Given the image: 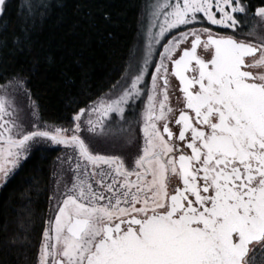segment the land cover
Segmentation results:
<instances>
[{
    "label": "snow or ice",
    "instance_id": "6c2138e0",
    "mask_svg": "<svg viewBox=\"0 0 264 264\" xmlns=\"http://www.w3.org/2000/svg\"><path fill=\"white\" fill-rule=\"evenodd\" d=\"M26 83L0 85V188L64 149L36 264H264V0H154L143 47L68 127L17 102Z\"/></svg>",
    "mask_w": 264,
    "mask_h": 264
},
{
    "label": "trees",
    "instance_id": "16d2710c",
    "mask_svg": "<svg viewBox=\"0 0 264 264\" xmlns=\"http://www.w3.org/2000/svg\"><path fill=\"white\" fill-rule=\"evenodd\" d=\"M149 1L10 0L0 17V84L19 74L43 121L71 124L120 79ZM59 152L36 153L1 188L0 264H35Z\"/></svg>",
    "mask_w": 264,
    "mask_h": 264
},
{
    "label": "rangeland",
    "instance_id": "374dc122",
    "mask_svg": "<svg viewBox=\"0 0 264 264\" xmlns=\"http://www.w3.org/2000/svg\"><path fill=\"white\" fill-rule=\"evenodd\" d=\"M153 2H154V0H150V1L148 2V5H147L148 7L146 8V12H145V16H144L145 20L143 19V21H142V25H141L140 39H139L138 43L135 45L134 49H136V48H138V47H143V45H144V43H145V41H146V26H147V24H148V19H149V6H150ZM134 49H133V50H134ZM162 50H163V49H162L161 47L157 46V48H156V51H157V52H160V51H162ZM157 59H158V56H157ZM9 81H10V80H9ZM6 83H8V82H6ZM6 83L0 84V85H4V84H6ZM28 92H29V90H28ZM108 92H109V91H108ZM108 92H107V93H108ZM118 92H119V88L113 90V94H114V95L117 94ZM29 94H30V93H29ZM30 96H31V95H30ZM32 101L35 102L36 110H37V112H38L39 117L41 118L40 113H39V110H38L37 102H36L32 97H31V101H29L28 98H27L26 96L22 95V94L18 95V98H17V102L20 103V104H23V105H25V106H27L28 104H30ZM136 115H138V113H137ZM127 116H134V115H133L132 112L128 111V112L125 113V118H126ZM29 118H30V117H29ZM41 122H47V121H43V120L41 119ZM48 123H52V122H48ZM70 125H71V124H69V125H64V126L68 127V126H70ZM113 125H114V127H120V126L122 125L125 129H127V128L129 127L128 124H125L123 121H120V120H119V117H116V116H113ZM134 129H135V124L133 125L132 131H134ZM110 142H111V141H108V142H101V143L104 144V147H103V146H102V147H103V148H106L105 145H106V146H111V145H110ZM116 142L118 143V147H117V148L122 149L120 142H119V141H116ZM52 149H59V150H60V152H59V156H63V154H64V149H63L62 147H53ZM122 150H124V149H122ZM59 166H60V162L56 159V160H55V163H54V165H53L54 172L57 171V170L59 169ZM55 179H56V177L54 176V181H55ZM53 189H54V184H53ZM0 190H1V188H0ZM36 262H37V259H36ZM36 262H35V264H36Z\"/></svg>",
    "mask_w": 264,
    "mask_h": 264
},
{
    "label": "flooded vegetation",
    "instance_id": "af4514ba",
    "mask_svg": "<svg viewBox=\"0 0 264 264\" xmlns=\"http://www.w3.org/2000/svg\"><path fill=\"white\" fill-rule=\"evenodd\" d=\"M199 51V50H198ZM172 87L173 89H175V91H172L170 93V100H171V104L173 107H182V104H177V97L180 96V93L178 91V81L175 80V78H172ZM138 115L134 116H127L126 120H128L129 122L133 121L134 119H138ZM135 124V129L133 131V133L136 135V137L138 138V143L142 144V134L139 131V124L137 123H133L132 124V128L133 125ZM174 127V126H173ZM175 130V127H174ZM111 146H106V148L104 147L103 143H99L98 147L101 150L102 154H126L127 151H136V146L135 145H128L127 149H119L118 147V143L117 142H110ZM103 146V147H102ZM54 184V168H53V173H52V185Z\"/></svg>",
    "mask_w": 264,
    "mask_h": 264
}]
</instances>
